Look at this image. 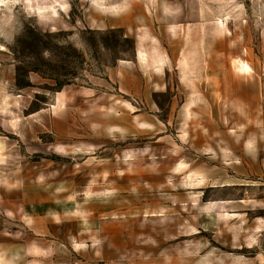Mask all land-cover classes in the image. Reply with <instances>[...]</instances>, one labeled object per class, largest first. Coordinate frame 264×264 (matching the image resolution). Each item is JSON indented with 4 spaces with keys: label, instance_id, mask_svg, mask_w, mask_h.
<instances>
[{
    "label": "rangeland",
    "instance_id": "obj_1",
    "mask_svg": "<svg viewBox=\"0 0 264 264\" xmlns=\"http://www.w3.org/2000/svg\"><path fill=\"white\" fill-rule=\"evenodd\" d=\"M0 264H264V0H0Z\"/></svg>",
    "mask_w": 264,
    "mask_h": 264
},
{
    "label": "crops",
    "instance_id": "obj_2",
    "mask_svg": "<svg viewBox=\"0 0 264 264\" xmlns=\"http://www.w3.org/2000/svg\"><path fill=\"white\" fill-rule=\"evenodd\" d=\"M64 102H65V100H63L61 97H58V98L56 99V104L53 105L51 108H56V106H59V105L61 106V105L64 104ZM13 127H14V126H13ZM190 184H193V185H194V182H193V183H190ZM217 206H218L217 203H211V204L206 205V206L204 207V209L210 211V210H214V209H216Z\"/></svg>",
    "mask_w": 264,
    "mask_h": 264
},
{
    "label": "bare ground",
    "instance_id": "obj_3",
    "mask_svg": "<svg viewBox=\"0 0 264 264\" xmlns=\"http://www.w3.org/2000/svg\"><path fill=\"white\" fill-rule=\"evenodd\" d=\"M31 2V1H30ZM33 2V1H32ZM221 46V45H220ZM224 48V47H223ZM230 50V49H229ZM235 65L237 66V68L239 69V70H241V71H243V72H245V73H248L250 70H249V68H248V66L247 65H245L243 62H241V61H236L235 62ZM15 123H16V121L15 122H12L11 124L14 126L15 125ZM180 165H183V164H180ZM30 188H28L27 190H29ZM32 201H37V197H33V199H32ZM244 201V200H243Z\"/></svg>",
    "mask_w": 264,
    "mask_h": 264
}]
</instances>
